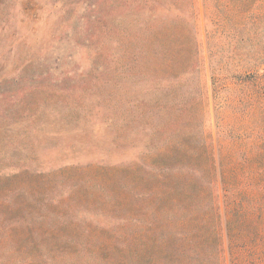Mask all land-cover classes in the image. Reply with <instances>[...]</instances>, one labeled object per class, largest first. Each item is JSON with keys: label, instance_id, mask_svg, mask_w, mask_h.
Instances as JSON below:
<instances>
[{"label": "rangeland", "instance_id": "rangeland-1", "mask_svg": "<svg viewBox=\"0 0 264 264\" xmlns=\"http://www.w3.org/2000/svg\"><path fill=\"white\" fill-rule=\"evenodd\" d=\"M138 1L0 0V264H139L144 216L173 230L195 161L217 185L182 211L205 259L264 264V216L225 191L264 197V2L236 51L208 43L203 0Z\"/></svg>", "mask_w": 264, "mask_h": 264}, {"label": "trees", "instance_id": "trees-1", "mask_svg": "<svg viewBox=\"0 0 264 264\" xmlns=\"http://www.w3.org/2000/svg\"><path fill=\"white\" fill-rule=\"evenodd\" d=\"M263 2L264 0H203L207 18H209L210 26H212L210 30L207 29L208 43H211L213 36L219 33L221 36H227L232 40V49L241 50L243 41H251V38L259 35L262 30L257 23L260 16L256 14L255 10ZM145 5H150L149 12L154 11L155 5L170 11L167 1L163 3L160 0H139L137 2L138 11ZM143 22H145L146 27L152 28L154 26V16L151 14V17L145 18ZM248 25H251L249 29L253 30L252 35L246 34L245 30ZM201 62L199 59L196 66L199 67ZM189 167L197 172L199 176L188 177L186 175L181 178L178 175L176 177L174 193L175 190L182 191L183 201H180V205L183 207L176 217H169L166 214V219L173 222V230H166L165 227L159 228L158 210H148L144 216V224H141L138 233H136L138 236H143V246L140 247L143 259L139 260V264H162L163 261H167V264H209V261L205 259L209 244L207 243V232L203 231V224L201 226L200 224L197 225L195 223L196 218L188 217V219L185 217L186 212L182 213V211L189 207L193 189L196 188L198 182L201 183L207 179L210 180L212 187L217 188V185L210 173L207 172V165L195 161ZM204 189H206V186ZM204 189L202 193H199L198 199H204ZM228 190L232 194L230 201L238 209L236 211L238 215L244 216L246 220L251 218L255 223L260 217L264 216V197L261 199H248L245 197L243 199V197L235 196L236 189L233 186L225 191L228 192ZM177 200L173 197L171 205L173 202L178 204L179 201ZM160 204L162 209H165L164 205ZM214 206L220 210L219 198L218 201L217 199L214 200ZM201 207L204 208V205H198V207L195 205V210L197 208L199 210ZM254 211L257 220L253 219ZM180 214L184 215L181 216ZM220 256L222 257V255Z\"/></svg>", "mask_w": 264, "mask_h": 264}]
</instances>
